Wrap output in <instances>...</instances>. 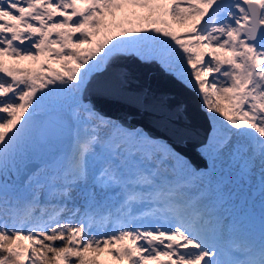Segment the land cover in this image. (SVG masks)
Listing matches in <instances>:
<instances>
[{
	"label": "snow or ice",
	"instance_id": "obj_1",
	"mask_svg": "<svg viewBox=\"0 0 264 264\" xmlns=\"http://www.w3.org/2000/svg\"><path fill=\"white\" fill-rule=\"evenodd\" d=\"M102 254L264 264V0H0V264Z\"/></svg>",
	"mask_w": 264,
	"mask_h": 264
},
{
	"label": "water",
	"instance_id": "obj_2",
	"mask_svg": "<svg viewBox=\"0 0 264 264\" xmlns=\"http://www.w3.org/2000/svg\"><path fill=\"white\" fill-rule=\"evenodd\" d=\"M130 69L133 72V74L140 79L142 84H147L156 91H171V92L178 91L175 85L172 84L167 79H165L162 76V74L159 73V71L156 70L155 68H150L140 65H131ZM180 98L189 99L183 93L180 94ZM101 107L110 115L119 116L121 118H125L128 115H132L134 117L132 121L133 123L145 124L146 126H151L150 120L147 117L138 115L134 110L117 108L106 104H101ZM192 115L195 124L199 125L200 123H202V114H199L197 112L194 105L192 107ZM194 145H195V141H191L189 145L183 150L186 152V154H188L189 156L195 159Z\"/></svg>",
	"mask_w": 264,
	"mask_h": 264
},
{
	"label": "rangeland",
	"instance_id": "obj_3",
	"mask_svg": "<svg viewBox=\"0 0 264 264\" xmlns=\"http://www.w3.org/2000/svg\"><path fill=\"white\" fill-rule=\"evenodd\" d=\"M117 18L119 21L123 22L125 17L124 14H117ZM169 23H172L171 21H169ZM174 27L179 31V32H183L184 29L180 28L178 25H174ZM9 64H15L16 62L14 61H9ZM21 67H34L35 65L33 64V62L30 61H24L20 63ZM54 67H59L58 65H53ZM100 259L105 260L108 262V264H128L127 261H123V262H117L115 260H113L111 257L107 256L106 254H102Z\"/></svg>",
	"mask_w": 264,
	"mask_h": 264
},
{
	"label": "bare ground",
	"instance_id": "obj_4",
	"mask_svg": "<svg viewBox=\"0 0 264 264\" xmlns=\"http://www.w3.org/2000/svg\"><path fill=\"white\" fill-rule=\"evenodd\" d=\"M196 158V157H195Z\"/></svg>",
	"mask_w": 264,
	"mask_h": 264
}]
</instances>
